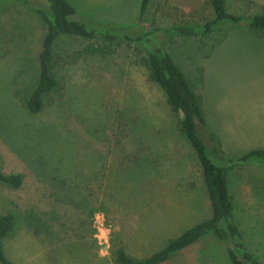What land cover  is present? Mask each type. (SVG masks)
Returning a JSON list of instances; mask_svg holds the SVG:
<instances>
[{"label":"rangeland","instance_id":"374dc122","mask_svg":"<svg viewBox=\"0 0 264 264\" xmlns=\"http://www.w3.org/2000/svg\"><path fill=\"white\" fill-rule=\"evenodd\" d=\"M68 1L89 27L148 36L167 49L201 95L199 131L216 162L264 148V30L167 31L211 19L207 0H150L142 18L141 0ZM44 2L0 0V170L23 174L20 187L0 183V214L16 217L4 253L15 264H117L112 250L122 245L145 257L210 214L179 114L149 80L142 46L80 36L57 39V84L29 112L46 30L34 8ZM226 4L234 14L264 13V0ZM230 194L244 242L264 264V165L236 166ZM98 208L111 228L107 247L94 238ZM228 247L205 236L163 264H231Z\"/></svg>","mask_w":264,"mask_h":264},{"label":"trees","instance_id":"16d2710c","mask_svg":"<svg viewBox=\"0 0 264 264\" xmlns=\"http://www.w3.org/2000/svg\"><path fill=\"white\" fill-rule=\"evenodd\" d=\"M150 0H141L139 15L142 18ZM213 16L201 23L174 25L167 29L181 36L204 35L222 25L245 24L254 29L264 30V13L234 14L228 11L226 0H207ZM35 11L45 24V34L40 43L38 55V76L34 88L25 100V107L37 113L43 105V98L57 84L53 75L54 45L61 36H80L88 40L106 42H126L142 46L146 51L144 65L150 81L163 92L168 105L179 114V128L187 140L201 171L210 214L195 222L178 235L169 238L158 250L137 258L131 256L122 245L114 246L112 253L117 264H163L173 254L191 246L205 236H213L228 244L227 256L231 264H260L245 242L235 215V205L230 194V175L240 163L257 161L264 165V148H254L236 159H227L224 164L216 162L208 145L200 134L199 127L206 125L202 98L175 63L165 47L152 42L143 35H131L125 31L114 32L107 27H89L77 18L76 7L68 0H45L43 7L35 6ZM212 141H218L210 134ZM216 147L211 151L216 154ZM22 173H4L0 170V183L9 187H20ZM102 208H98V210ZM96 209L91 210L94 213ZM16 217L11 211L0 214V264H15L4 253L3 240L10 234Z\"/></svg>","mask_w":264,"mask_h":264},{"label":"built area","instance_id":"2783aa9c","mask_svg":"<svg viewBox=\"0 0 264 264\" xmlns=\"http://www.w3.org/2000/svg\"><path fill=\"white\" fill-rule=\"evenodd\" d=\"M92 227L94 230V238L99 245H109L111 228L107 222L104 212L95 211L92 217Z\"/></svg>","mask_w":264,"mask_h":264}]
</instances>
